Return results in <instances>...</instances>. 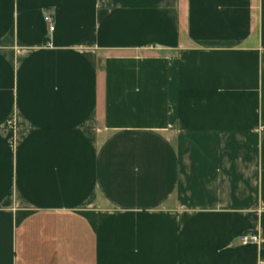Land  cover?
<instances>
[{
    "label": "crops",
    "instance_id": "0c3cea01",
    "mask_svg": "<svg viewBox=\"0 0 264 264\" xmlns=\"http://www.w3.org/2000/svg\"><path fill=\"white\" fill-rule=\"evenodd\" d=\"M0 264H264V0H0Z\"/></svg>",
    "mask_w": 264,
    "mask_h": 264
},
{
    "label": "built area",
    "instance_id": "2783aa9c",
    "mask_svg": "<svg viewBox=\"0 0 264 264\" xmlns=\"http://www.w3.org/2000/svg\"><path fill=\"white\" fill-rule=\"evenodd\" d=\"M43 19L45 21V23L47 24V28H48V32L53 31L54 29V19H53V15L49 10H45L43 12ZM7 125H12V121L11 119H8L6 121ZM238 239L240 241V243H257L259 241V234L254 232V231H246L241 233L238 236Z\"/></svg>",
    "mask_w": 264,
    "mask_h": 264
}]
</instances>
